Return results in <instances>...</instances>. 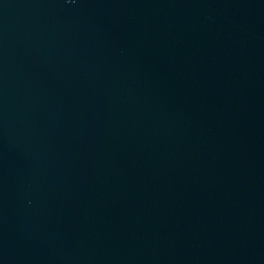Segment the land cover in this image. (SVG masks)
<instances>
[{
  "label": "water",
  "instance_id": "water-1",
  "mask_svg": "<svg viewBox=\"0 0 264 264\" xmlns=\"http://www.w3.org/2000/svg\"><path fill=\"white\" fill-rule=\"evenodd\" d=\"M0 264H264V0H0Z\"/></svg>",
  "mask_w": 264,
  "mask_h": 264
}]
</instances>
